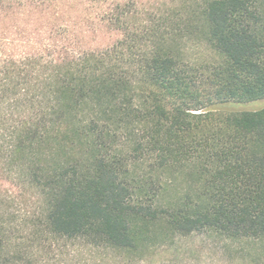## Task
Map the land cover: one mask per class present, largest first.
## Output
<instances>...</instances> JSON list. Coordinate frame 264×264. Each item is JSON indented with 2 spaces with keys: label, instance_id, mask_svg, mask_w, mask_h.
<instances>
[{
  "label": "trees",
  "instance_id": "trees-1",
  "mask_svg": "<svg viewBox=\"0 0 264 264\" xmlns=\"http://www.w3.org/2000/svg\"><path fill=\"white\" fill-rule=\"evenodd\" d=\"M189 2L135 28L124 0L90 48L62 0H0V264H146L195 234L264 264V106L237 108L264 99V0Z\"/></svg>",
  "mask_w": 264,
  "mask_h": 264
},
{
  "label": "rangeland",
  "instance_id": "rangeland-1",
  "mask_svg": "<svg viewBox=\"0 0 264 264\" xmlns=\"http://www.w3.org/2000/svg\"><path fill=\"white\" fill-rule=\"evenodd\" d=\"M122 1L124 2V0H62L60 7L64 12V19L71 16V19L80 25L81 30H86V46L101 48L120 38L122 31L99 20L98 16L103 10ZM126 7L132 15L128 22L135 28L144 23H153L159 18L176 19L180 15L183 17L192 9L189 0H127ZM49 9L51 12L52 9ZM33 11L34 7L22 8L12 4L10 7L4 6L2 14L7 15L9 20ZM185 45L187 57L192 61L210 60L214 57L212 50L200 39H189ZM263 106L264 99L248 102L237 108L257 109ZM24 201V198H17L20 204ZM240 247L241 245L223 242L215 237L195 234L178 238L174 244L159 248L148 257L146 264H247V261H242L236 253ZM253 253L264 256V249L256 247Z\"/></svg>",
  "mask_w": 264,
  "mask_h": 264
}]
</instances>
